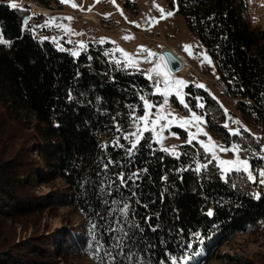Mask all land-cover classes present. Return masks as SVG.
Wrapping results in <instances>:
<instances>
[{
  "label": "trees",
  "instance_id": "obj_1",
  "mask_svg": "<svg viewBox=\"0 0 264 264\" xmlns=\"http://www.w3.org/2000/svg\"><path fill=\"white\" fill-rule=\"evenodd\" d=\"M175 1L186 27L212 59L223 93L264 128V28L255 29L249 22L244 0ZM38 2L50 10L61 9ZM22 19L0 0V29L11 41V46L0 45V120L31 131L24 155L0 157V264H57L56 259L101 264L96 241L110 245L114 233L106 229L117 226L119 214L108 213L122 207L111 205L113 198L127 200L135 222L144 228L139 247L148 264H171V256L179 258V264H208L222 259L221 248L235 238L264 232L263 194L255 199L211 172L178 171L195 168V146H180L177 159L145 134L135 155L127 156L130 142L123 134L131 123L129 106L141 114L140 97H152V88L140 71L108 61L104 53L109 43L88 44L74 58L40 40L29 26L24 30ZM188 90L192 96L204 94L191 86ZM117 136L124 148L113 146ZM109 158L119 163L109 165L105 174L102 169ZM119 172L140 176L135 184L129 181L109 195V184ZM39 186L53 191L38 197L34 191ZM43 202L72 209L81 222L67 221L64 230L14 241L10 223L42 214ZM146 217H151L148 223ZM149 223L159 225L156 232ZM132 231L139 236L138 230ZM149 242L155 247L147 248ZM99 256L104 257L103 250ZM116 260L124 264L121 257ZM103 264H110L107 257Z\"/></svg>",
  "mask_w": 264,
  "mask_h": 264
},
{
  "label": "rangeland",
  "instance_id": "obj_2",
  "mask_svg": "<svg viewBox=\"0 0 264 264\" xmlns=\"http://www.w3.org/2000/svg\"><path fill=\"white\" fill-rule=\"evenodd\" d=\"M29 1H32L33 4L39 7L38 0ZM45 1L50 2L53 7H56L58 4L61 9L53 10L47 16L36 17L30 13V7L26 8L24 6L27 0H18L16 2L18 7L12 9L18 15L27 17L28 24L27 26L23 25L24 30L29 26L40 37V40L48 41L57 50L63 48L64 51L61 52L71 55L72 51L78 50L77 46L79 43H83L86 46L84 49H79L80 53L87 48L88 44L96 43H109L111 45L108 50L109 53L114 48L119 47L129 54H136L141 46L156 53L157 57H160V51L165 48L176 52L185 63L189 64V73L179 78V80H183L186 84L183 92L186 93L184 99L188 104V108H184L174 95L169 98L167 108L171 109L179 119H190L192 113L201 116L205 121L203 125L205 131L210 134L216 143L222 144L225 147L239 143L243 148L250 149L248 152H242V157L249 158L255 167H264V161L252 158V152L264 155V153H259V149L264 147V128L260 121L243 114L236 101L228 99L223 93L221 84L218 83V74L212 59L199 39L186 27L184 18L180 14L175 0H99V2L97 0H72V3L77 5L75 9L69 4L61 3V0ZM5 2L9 6L14 0H5ZM244 2L246 5V17L249 22L255 29H263L264 0H244ZM154 4L163 8L166 12L173 11L175 14L166 19H161V14L154 7ZM40 8L43 11V8L46 7L42 5ZM48 10L45 11V14L49 12ZM74 11L90 13L95 19L92 18L93 16H91V20L74 19L70 14ZM53 17L60 18L56 21L57 24L69 25L73 33H81V35L65 34L62 29L55 26L42 27V25H45L46 20ZM65 17H72V20H66L64 19ZM153 18L158 22L150 23L149 21H152ZM141 24L147 26L145 34L136 35L135 30L139 29ZM125 36L132 38L125 40L122 38ZM102 40L104 41L103 43H101ZM68 41H72V43ZM186 45L192 46L190 51L193 55H189V52L185 51ZM197 54H207L212 63L202 62L203 55L196 58ZM115 56L122 59L119 52H116ZM107 58L108 61L112 62L111 55L107 56ZM136 58L143 59L142 56H137ZM153 59L155 60V58ZM139 67L141 69L140 72L144 75V71L153 67V65L141 63ZM129 69L136 71L135 68ZM197 84L203 85V87H196ZM189 86L203 91L204 94L192 96L191 91L188 90ZM153 91L154 89L152 88L151 94ZM145 98L156 105L162 104L163 101L160 95H152V97ZM198 104H203L204 107H197ZM152 111H155V109ZM225 112H227V116ZM135 115L143 116V102L141 114L135 113ZM232 119L240 123H232ZM28 120L32 122L30 118ZM161 123H164V121ZM225 123H228V128L223 126ZM245 128L248 131H244ZM134 130L135 128L131 121L126 133ZM188 130L192 132L196 131L195 127H191ZM188 130L180 127L178 124L171 125L163 132L164 139L162 144L157 143L159 148H175L178 152L180 146L187 144ZM230 130H238L240 135L232 136L230 135ZM145 134L149 135L153 141L154 138L150 131L145 132ZM30 139L31 131L24 130L6 119L0 120V157L3 160L13 159L18 152L24 155L23 149L29 146ZM198 139L206 138L199 136ZM191 145L195 146L198 153L201 154V163H205L207 159H210V156L205 157L203 155V149L196 141H193ZM219 156L225 160L233 158L232 153H219ZM215 163L213 161L209 165L206 173H214L220 178L221 173L215 167ZM226 182L231 186L234 185V188L248 191L252 196L254 193L264 195V185H260L258 180L256 183L249 182L242 173H233L228 177ZM52 191L51 187L39 186L35 188L34 192L38 197L42 198L50 196ZM48 203L43 202L42 205L46 209L42 214H38L36 217L17 219L10 223L13 231L12 239L14 241L23 242L42 233L46 234L51 230H64L67 221L74 222L76 225L81 222L80 216L72 209H58L56 206H49L50 203ZM220 254L224 255V257L232 258L233 261L226 260L223 257L222 259L212 260L208 264H264V232L257 237L252 235L239 236L229 245L221 248ZM56 261L57 264H65L59 261V259H56ZM77 264H92V262L82 260Z\"/></svg>",
  "mask_w": 264,
  "mask_h": 264
},
{
  "label": "snow or ice",
  "instance_id": "obj_3",
  "mask_svg": "<svg viewBox=\"0 0 264 264\" xmlns=\"http://www.w3.org/2000/svg\"><path fill=\"white\" fill-rule=\"evenodd\" d=\"M99 2V0H97ZM61 3L69 4L74 9L77 8V5L75 3H72V0H61ZM11 8L16 9L18 7V4L16 2H13L9 5ZM154 7L157 8V10L161 14V19H166L168 17L173 16L175 13L173 11H165L163 8H160L158 5L154 4ZM90 10V9H89ZM123 15V13H121ZM30 19V17H29ZM58 17H53L48 20H46L45 25H42V27H59L62 29L65 34H75V35H81V33H73V30L70 28L69 25L64 24H57L56 21L59 20ZM64 19L71 21L72 17H65ZM152 22H158L155 21V18H153ZM25 26L28 24V19L24 21ZM139 26V25H137ZM123 39H131L132 37H122ZM69 43H72V41H68ZM104 41L102 40L101 43ZM0 45H7L11 46L10 40H5L3 38V30L0 29ZM86 46L83 43H79L77 48L78 50L72 51L71 55L76 57L79 56L80 51L79 49H84ZM192 48L191 45L185 46V51L189 52V55H193L190 49ZM60 51H64L63 48L59 49ZM120 53V58H117L115 56V53ZM105 56L111 55L112 62H114L118 67H123L124 69L129 68H135L136 71H141L139 65L141 63H148L152 64L153 67H150L149 69L144 71V75L146 79L152 81V87L154 91L152 92V95H160L163 98L162 104L156 105L153 102H151L149 99L145 98L144 96H141L140 99L143 102V116H136L135 108L130 107V119L132 121V124L135 128L134 131L128 132L126 134H123V139L130 142V147L125 148V152L129 158L133 157L138 150V146L140 145L141 140L147 139L144 136L145 132H151L152 137L154 138L152 142L154 143H160L163 142V132L165 129L169 128L173 124H178L180 127H184L186 130L190 129L191 127H195L196 131L192 132L188 130V139L186 141L187 144L191 145L193 141H196L200 147L203 149V155L205 157H209L210 159H207L205 163L200 162V153H196L194 156V163L195 168L194 169H188V168H181L178 171H188L192 170L197 175H200L202 172H207L209 165L215 161V167L218 168V170L221 173L220 178L222 180L227 181L228 177L231 176L233 173L237 174H244L249 182L256 183L257 180L259 181L260 185H264V167H255L250 162L249 158H245L241 156L242 152H248L250 149L243 148L239 143H234L228 147L223 146L222 144L216 143L210 134H208L203 125L205 121L201 116H197L195 113H192L190 119H179L175 116L173 111L171 109H168L167 106L169 105V98L171 96H175L176 99L179 101V103L184 107L188 108V104L185 102L184 96L186 93L183 92L184 87H186V84L183 80L179 79H172L170 76V73L167 71V65L164 64V57H157L156 53L148 50L147 48L141 46L136 54H129L123 49L116 47L112 50L111 53L105 52ZM200 55H203V61L207 62L208 64H211L212 61L209 58L207 54H197L196 58H199ZM137 56H142L143 59H137ZM155 58V60L153 59ZM196 87H203V85L197 84ZM69 98H71V94H69ZM197 107L203 108V104H198ZM155 109V111H152ZM225 115L227 116V112H225ZM229 119H231L229 117ZM164 121V123H161ZM232 123L239 124V121H235L232 119ZM225 128H228V123H225L223 125ZM117 132H121L122 129L120 126L117 125L116 127ZM244 131H248L246 128ZM230 135L232 136H239L240 132L238 130H230ZM199 136H203L206 139H198ZM120 136H117L115 140L112 142L114 147L117 148H124L125 146L120 143ZM102 147H105L102 145ZM149 147H151V144H149ZM161 151H164L166 154L173 155L177 159L180 157V153H178L175 148L169 149L161 147L159 149ZM219 153H232L233 158L232 159H221L219 156ZM259 153H264V147H261L259 149ZM187 155V153H184ZM252 158L264 161V155H260L256 152H252ZM119 161L113 160L112 158H109L107 162L104 165V168L102 171L106 174L108 171L109 165L118 164ZM146 171V170H141ZM140 172H132L131 174L127 175L125 177L124 172H119L116 174V180L119 181V184L116 183V180H112L109 184V195L112 194V191L118 190L119 188L125 187L128 185L129 181H132L133 184H135V181L139 178ZM164 180H167V177H163ZM234 186V185H233ZM101 191H103V188H101ZM136 193L133 192L132 196H135ZM255 199H260L259 193L253 194ZM130 199V197H129ZM106 203H108L106 201ZM111 205H121L122 207H112L108 213L109 216H112L114 213L119 214V219L114 221V223L117 225L116 227L108 226L107 231L110 233H114V235H111L109 237L111 243L109 246H105V244L100 243L99 241H96L97 248V259L101 261V264H103L104 257H107L110 264H120L119 261L116 260V257L119 256L123 259L124 264H148L147 261L144 260V258L141 255V249L139 247V241L144 239L143 233L144 228L141 227V225L138 222H135L134 220V213H131V205L128 203L125 199H115L113 198L111 200ZM137 204H139V201H136ZM144 207H147V205H144ZM131 215V218H130ZM207 215L212 216L213 212L209 210ZM151 220V217L145 218V223H148ZM127 225L128 227L125 228L123 225ZM151 228L152 232H156L159 228V225L152 226L150 223L148 225ZM95 228V225L93 226V229ZM132 229H136L139 232V236L135 232L132 231ZM197 237H199V234H195ZM93 239H95V236H93ZM163 243V241H161ZM91 246V245H90ZM189 248H191V244L187 245ZM155 247V245L151 244L150 242L147 244V248ZM113 249H115V253L113 252ZM104 251V257L99 256L100 251ZM166 255H170L166 253ZM171 264H179V258L171 256L170 257ZM159 264H165L164 260H161Z\"/></svg>",
  "mask_w": 264,
  "mask_h": 264
},
{
  "label": "water",
  "instance_id": "obj_4",
  "mask_svg": "<svg viewBox=\"0 0 264 264\" xmlns=\"http://www.w3.org/2000/svg\"><path fill=\"white\" fill-rule=\"evenodd\" d=\"M26 19L27 17H24L22 20L25 21ZM159 56L164 57V64L167 65V70L170 74L175 75L183 70L184 63L173 50L168 48L162 49Z\"/></svg>",
  "mask_w": 264,
  "mask_h": 264
},
{
  "label": "built area",
  "instance_id": "obj_5",
  "mask_svg": "<svg viewBox=\"0 0 264 264\" xmlns=\"http://www.w3.org/2000/svg\"><path fill=\"white\" fill-rule=\"evenodd\" d=\"M71 15L74 17V18H80V19H91L89 17V15L87 14H83V13H80V12H72ZM141 29H146V26L145 25H142L141 26ZM137 34L139 35H144V32L141 31V32H138ZM151 86H152V81H151Z\"/></svg>",
  "mask_w": 264,
  "mask_h": 264
},
{
  "label": "bare ground",
  "instance_id": "obj_6",
  "mask_svg": "<svg viewBox=\"0 0 264 264\" xmlns=\"http://www.w3.org/2000/svg\"><path fill=\"white\" fill-rule=\"evenodd\" d=\"M34 10H36V9H34ZM38 12H43V11H42V9H41V8H38Z\"/></svg>",
  "mask_w": 264,
  "mask_h": 264
}]
</instances>
